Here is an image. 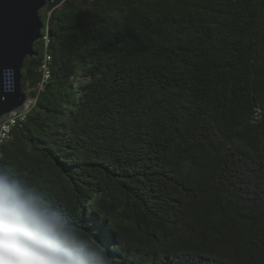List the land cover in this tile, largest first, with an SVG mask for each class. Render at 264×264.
<instances>
[{"label": "trees", "instance_id": "trees-1", "mask_svg": "<svg viewBox=\"0 0 264 264\" xmlns=\"http://www.w3.org/2000/svg\"><path fill=\"white\" fill-rule=\"evenodd\" d=\"M0 164L109 264H264V0H51Z\"/></svg>", "mask_w": 264, "mask_h": 264}, {"label": "clouds", "instance_id": "clouds-1", "mask_svg": "<svg viewBox=\"0 0 264 264\" xmlns=\"http://www.w3.org/2000/svg\"><path fill=\"white\" fill-rule=\"evenodd\" d=\"M0 264H109V259L46 192L0 164Z\"/></svg>", "mask_w": 264, "mask_h": 264}, {"label": "water", "instance_id": "water-1", "mask_svg": "<svg viewBox=\"0 0 264 264\" xmlns=\"http://www.w3.org/2000/svg\"><path fill=\"white\" fill-rule=\"evenodd\" d=\"M51 0H0V125L1 121L32 101L22 85L23 67L34 56V44L45 23L39 12Z\"/></svg>", "mask_w": 264, "mask_h": 264}, {"label": "built area", "instance_id": "built-area-1", "mask_svg": "<svg viewBox=\"0 0 264 264\" xmlns=\"http://www.w3.org/2000/svg\"><path fill=\"white\" fill-rule=\"evenodd\" d=\"M32 103L33 102L31 101L30 105L27 108H25L23 110H19V111L15 112L14 114H11V115L5 117L1 121L0 143L6 141L10 137V135L13 131V128L18 124V122L26 119L28 111L31 108Z\"/></svg>", "mask_w": 264, "mask_h": 264}, {"label": "rangeland", "instance_id": "rangeland-1", "mask_svg": "<svg viewBox=\"0 0 264 264\" xmlns=\"http://www.w3.org/2000/svg\"><path fill=\"white\" fill-rule=\"evenodd\" d=\"M32 102H33V100H32Z\"/></svg>", "mask_w": 264, "mask_h": 264}]
</instances>
